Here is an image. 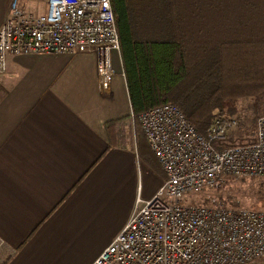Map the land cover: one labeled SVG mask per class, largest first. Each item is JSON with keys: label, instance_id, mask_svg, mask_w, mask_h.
Returning a JSON list of instances; mask_svg holds the SVG:
<instances>
[{"label": "crops", "instance_id": "obj_1", "mask_svg": "<svg viewBox=\"0 0 264 264\" xmlns=\"http://www.w3.org/2000/svg\"><path fill=\"white\" fill-rule=\"evenodd\" d=\"M10 4L0 0V24ZM128 4L144 38L149 23L171 14L179 22L264 21L261 0H172L173 13L162 0ZM111 56L112 102H105L94 52L7 55L0 74L2 264L77 257L91 264L166 178L133 117L120 50Z\"/></svg>", "mask_w": 264, "mask_h": 264}, {"label": "built area", "instance_id": "obj_2", "mask_svg": "<svg viewBox=\"0 0 264 264\" xmlns=\"http://www.w3.org/2000/svg\"><path fill=\"white\" fill-rule=\"evenodd\" d=\"M118 50L110 0H11L0 24V74L9 54L94 52L105 102ZM139 122L166 178L91 264H248L263 257L264 210L224 204L215 192L230 177L264 179V115L253 141L229 146L220 141L238 125L235 117L218 115L201 134L168 103L143 111ZM195 194L207 202L187 199Z\"/></svg>", "mask_w": 264, "mask_h": 264}, {"label": "trees", "instance_id": "obj_3", "mask_svg": "<svg viewBox=\"0 0 264 264\" xmlns=\"http://www.w3.org/2000/svg\"><path fill=\"white\" fill-rule=\"evenodd\" d=\"M162 1L165 4L160 7L167 5L173 13L172 0ZM110 2L133 117L159 105L175 104L195 129L205 134L218 115L238 116L243 98L250 99L254 123L264 115V35L258 37L264 21H215L242 23L234 29L243 27L249 34L234 41H203L193 46L198 51L189 60L186 21L179 22L172 14L159 17L149 23L150 37L144 38L128 0ZM261 2L264 5V0ZM198 17L189 21H199Z\"/></svg>", "mask_w": 264, "mask_h": 264}, {"label": "rangeland", "instance_id": "obj_4", "mask_svg": "<svg viewBox=\"0 0 264 264\" xmlns=\"http://www.w3.org/2000/svg\"><path fill=\"white\" fill-rule=\"evenodd\" d=\"M31 8L38 11L44 10L42 3H31ZM199 21H186L183 23L184 34L188 41V59L192 60L194 54L198 51L194 49V45L200 46V43L206 41L207 43H216L218 41H234L245 39L249 32L244 28L235 30L237 24L242 23H220L205 21L204 17H198ZM258 37L264 35L263 32L258 33ZM190 42V43H189ZM249 98L241 99L238 105V116L231 115L227 117L236 118L238 125L234 126L227 132L224 139L220 141L222 146H229L235 144H245L253 141L256 135V123L252 120L251 112L249 111ZM216 199L224 204L237 207H250L258 210H264V179L258 178H227L226 182L215 192ZM187 199L195 202H207L205 197L195 194L188 196ZM7 257H0V264H2ZM85 257H77L72 264H82ZM75 262V263H74ZM248 264H264V256L254 260Z\"/></svg>", "mask_w": 264, "mask_h": 264}]
</instances>
